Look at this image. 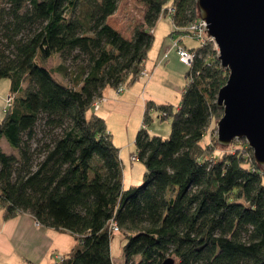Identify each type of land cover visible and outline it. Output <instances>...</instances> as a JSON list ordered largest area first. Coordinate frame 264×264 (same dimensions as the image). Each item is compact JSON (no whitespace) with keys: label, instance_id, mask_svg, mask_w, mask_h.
<instances>
[{"label":"trees","instance_id":"trees-1","mask_svg":"<svg viewBox=\"0 0 264 264\" xmlns=\"http://www.w3.org/2000/svg\"><path fill=\"white\" fill-rule=\"evenodd\" d=\"M118 2L0 0V79L10 81L11 98L0 140L16 152L0 147L1 217L28 214L70 234L75 244L58 264H113L114 232L125 240V264H264V167L245 140L218 157L203 144L222 116L217 94L228 77L212 41L189 49L176 107L145 105L134 139L141 184L124 187L118 149L93 103L140 77L160 16L182 33L199 16L196 0H142L143 21L126 39L108 23ZM52 57L61 61L54 69L45 65ZM67 71L69 85L54 77ZM153 108L171 118L167 139L146 130Z\"/></svg>","mask_w":264,"mask_h":264},{"label":"rangeland","instance_id":"rangeland-1","mask_svg":"<svg viewBox=\"0 0 264 264\" xmlns=\"http://www.w3.org/2000/svg\"><path fill=\"white\" fill-rule=\"evenodd\" d=\"M145 11L146 6L142 0H119L118 9L113 17L109 19L108 23L124 38L129 39L132 36L135 27L142 23ZM160 21L159 29L161 30L156 32L157 34L160 32L157 37L162 36L167 32L171 33L175 30L171 25V20L168 15L161 18ZM171 35V37L169 35L164 36L165 38L162 51H170V54H168L167 61L158 66L156 78L160 80V83H158L159 85H153L150 88V91H147L148 94H153L152 96L154 98L147 96L146 92L143 93L145 97L144 99L146 100V102H144L145 105L150 102L154 105L168 104L176 107L180 101L182 90L186 85L184 77L188 67L180 63L172 45L174 41L182 39L183 41L181 43L183 45L189 49H193L199 46V43L187 34L172 33ZM212 44V49L217 52V48L213 41ZM60 62L61 61L58 57H52L45 65H47L50 69H54L60 64ZM65 66L68 69L73 70L74 63L67 61L65 62ZM54 77L65 84L69 85L71 83L69 71L63 75L55 74ZM138 83L141 85L144 83L142 76L131 84L138 85ZM131 84H123V91H128L132 86ZM26 85L27 83H24L23 87H26ZM9 90L10 81L8 79H0V120L4 118L5 110L8 107L7 97L9 96ZM134 91L135 90H133V93ZM109 92L111 95H109ZM118 95L119 94H116L115 89L110 87L105 88L104 97H106L107 101L102 103L103 106L100 105L102 110L95 113L102 117L105 121L107 131L110 134L111 142L113 146L118 149L122 165L124 187L127 189L131 186H139L144 172L143 164L139 160H131V158L136 155L134 139L138 130L142 126L145 106L143 107V105H141V100L134 96V94V98L132 94L129 96V103L119 104L116 102L118 100ZM149 115L150 122L146 127L148 134L152 136H159L162 139H167L170 135L171 118H167L165 120L158 119L157 116L160 115V112L155 108L149 110ZM203 144H208L215 149L213 153L214 157L220 156L222 150L230 147H222L217 143L215 121H212L209 124ZM237 146L241 147V144L238 143ZM0 147L2 151L7 154H16V152L8 146L5 139L0 140ZM124 244L125 240L122 233L114 232L110 239V254L113 264H125L123 255Z\"/></svg>","mask_w":264,"mask_h":264},{"label":"water","instance_id":"water-1","mask_svg":"<svg viewBox=\"0 0 264 264\" xmlns=\"http://www.w3.org/2000/svg\"><path fill=\"white\" fill-rule=\"evenodd\" d=\"M196 6L220 67L228 71L217 94V143L245 140L264 167V0H196Z\"/></svg>","mask_w":264,"mask_h":264},{"label":"crops","instance_id":"crops-1","mask_svg":"<svg viewBox=\"0 0 264 264\" xmlns=\"http://www.w3.org/2000/svg\"><path fill=\"white\" fill-rule=\"evenodd\" d=\"M161 18H164V16H160L152 29L153 42L143 64V71L146 73V75H142L144 83L142 85L140 83L138 85L131 84L132 86L128 91H123L118 95L117 103H129V96L134 94L141 100V105L144 107L146 100L143 93L146 92L147 96L154 98L153 94H148L147 91H150L153 85H159L160 80L156 78L158 66L167 61L168 54H170V51H162L164 36L169 35L171 37L172 33H182L174 28L175 30L171 33L167 32L157 37L160 32L158 34L156 32L161 30L159 29ZM171 25L173 26L172 21ZM182 41L180 39L174 42L186 47L181 43ZM173 49L175 50L174 47ZM133 90H135L134 93ZM109 95H111L110 92ZM103 99L98 104L96 112H100L102 110L101 106H103L102 103L107 101L106 97ZM74 244V239L70 234L37 226L36 222L28 214H20L9 220H4L0 215V264H58L62 258L68 255Z\"/></svg>","mask_w":264,"mask_h":264},{"label":"built area","instance_id":"built-area-1","mask_svg":"<svg viewBox=\"0 0 264 264\" xmlns=\"http://www.w3.org/2000/svg\"><path fill=\"white\" fill-rule=\"evenodd\" d=\"M173 10L169 9L168 10V14L172 13ZM206 24L204 21H202L200 18H196L194 20H192L186 27L185 29H183L185 32L184 34L189 35L193 40H195L196 42H198L201 46L206 42V41H212L211 38H209L207 36L206 33ZM173 47L176 50V54L178 56V59L180 61V63L189 66L192 63V60L194 59V53L187 49L186 47L180 45L178 42H174ZM142 75H146L145 72L142 71V73L140 74ZM123 84L118 85L115 88V92L116 94H120L123 92ZM11 98L8 96L7 97V102L8 104L10 103ZM104 99L98 100L96 102L93 103V109L96 111L98 108V104L103 101ZM131 160H136V157H132ZM37 226H39L36 223ZM114 231H117V228L114 227Z\"/></svg>","mask_w":264,"mask_h":264}]
</instances>
